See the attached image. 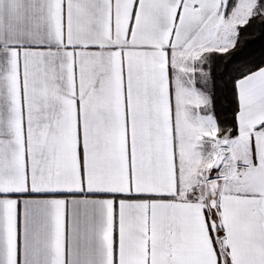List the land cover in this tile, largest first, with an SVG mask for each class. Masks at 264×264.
I'll list each match as a JSON object with an SVG mask.
<instances>
[{
  "label": "snow or ice",
  "instance_id": "snow-or-ice-1",
  "mask_svg": "<svg viewBox=\"0 0 264 264\" xmlns=\"http://www.w3.org/2000/svg\"><path fill=\"white\" fill-rule=\"evenodd\" d=\"M0 264H264V0H0Z\"/></svg>",
  "mask_w": 264,
  "mask_h": 264
}]
</instances>
